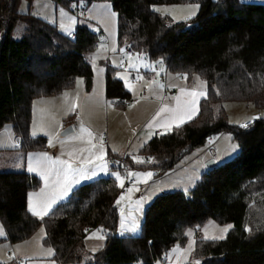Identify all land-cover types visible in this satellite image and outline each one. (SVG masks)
Returning a JSON list of instances; mask_svg holds the SVG:
<instances>
[{
    "label": "trees",
    "instance_id": "obj_1",
    "mask_svg": "<svg viewBox=\"0 0 264 264\" xmlns=\"http://www.w3.org/2000/svg\"><path fill=\"white\" fill-rule=\"evenodd\" d=\"M17 1L0 0V130L10 124L18 138L15 149L25 153L47 143V137L30 134L33 99L71 88L79 76L89 89L98 34L87 25H77L73 37H66L55 25L19 12ZM62 1L82 2L85 7L97 0ZM104 1L117 14L120 47L129 46L170 72L197 76L206 83L194 117L145 143L141 151L148 155L145 164L165 173L185 154L226 131L239 150L229 160L208 167L188 193L172 190L156 195L134 236L115 234L120 191L110 174L77 185L65 200L37 218L28 210L27 196L40 186V178L24 170L0 171V220L6 239L21 241L43 226L42 242L52 248L53 264H156L173 245L184 244L191 230L194 247L186 264H264V116L249 119L248 127L231 125L221 105L246 101L264 107L258 106L264 103V3ZM163 3H197L199 9L191 19L173 22L151 8ZM17 22L23 28L14 38ZM105 97L130 98L109 66ZM209 219L232 225L223 239L201 237L199 230ZM93 228H102L105 240L84 259L86 234ZM7 256L13 262L0 264L27 261L12 253Z\"/></svg>",
    "mask_w": 264,
    "mask_h": 264
},
{
    "label": "rangeland",
    "instance_id": "obj_2",
    "mask_svg": "<svg viewBox=\"0 0 264 264\" xmlns=\"http://www.w3.org/2000/svg\"><path fill=\"white\" fill-rule=\"evenodd\" d=\"M239 1L242 3H264V0ZM59 2L56 3L54 0H18L17 10L21 13H30L55 25L57 30L66 37H72V33L76 29L77 25H87L94 31L97 28L101 27L105 34L104 38L107 40L108 46H101L94 49V56L92 60L93 84L91 91L86 88L84 79L79 76L75 79V82L73 83L71 88H67L66 90L58 94V96L38 97L34 99L32 106V120L30 122V134L35 131L38 133V135L36 136L43 135L47 137V144L49 143V139L53 140L51 146L58 149L57 156H55L53 160L58 157L60 159H70V157L68 156V152L72 151L74 148L90 149V151H85L83 153L77 152L76 156L78 158L87 159L89 157H92L94 159L95 155H103V157H105L108 152L112 151L111 149H114L116 147L117 144L115 143H118V141L116 140H111V135L113 132L112 115L111 112H109L108 114L106 112V107L108 106L110 108H116V106L113 105V102H115V100H108L105 97V82L103 83V78L105 77L106 66L108 65L107 53L110 52L111 54H116V59H111L112 63L118 62V64L120 65L119 69L122 71H126L130 76L132 74L131 71L140 72L142 70L140 69V66L148 69L153 65V63L152 61H149L144 55L142 58V55L134 54L133 56L136 59L140 58V61L138 62L139 66L134 65L135 67H133L129 60L127 68H125L126 66L124 67V61L125 59H128L126 57H121V52H125V48H123L124 46L120 47L118 45L117 14L112 9L110 2L97 0L93 1L90 5L85 7L84 5H82V2L77 3L75 1H72L69 3H65L62 0H59ZM73 4H76V7L79 8L78 15H75L74 13L76 7H72ZM194 5L198 4L163 3L154 4L151 6V8L154 11L158 12L160 15L167 16L173 22H180L191 19L196 15L195 14L193 16L192 13L198 12L199 5L198 8L191 7ZM113 12L115 13V16H113ZM83 15H85L84 18ZM185 17H188V19H184ZM85 19L87 20V23H85ZM22 28V22L15 23L12 33L14 38L20 37ZM114 48L116 49L115 51H113ZM99 60H102V62H104L106 66L104 64L97 65L96 63ZM162 68V71H167L165 66ZM190 83L191 89L195 90V92L200 91L206 85L205 81L197 76L192 77ZM174 84L177 86H181L182 82L175 81ZM221 105L225 109L227 121L231 125H242V123L246 120H256L258 119L257 117L264 116V107L257 108L254 105L247 103L246 101H224ZM258 106L262 107L264 106V103L259 104ZM124 118L125 117L123 114L115 115L116 122L122 123ZM60 120L63 121L65 125L63 128L57 130L58 122ZM107 121H109L108 127ZM43 122L45 124H43ZM68 126H72L73 131L69 132L68 134L62 135V131ZM82 129H85L86 131L82 133ZM88 132H91L92 134V144L98 146L102 145V149L92 148L91 145L87 143ZM102 132H105L107 134L101 137L100 142H95L93 135H97L99 137L101 136ZM78 135H83L85 137V140L80 141L67 139V137L69 136ZM132 135H135V133L131 131L126 137L131 138ZM123 138L124 137L121 134L119 137L116 136V139L120 140V142H123ZM211 139L215 141V150L212 152V154H210L207 150L209 143L208 139L203 145L195 148L190 153L185 154L170 170L165 173H161V175H159L160 177L156 175L158 173L150 170L154 173V175L150 180H148L146 184L143 182L139 183V188L141 189V191L134 192L132 194L131 203L125 201L122 204V207L124 209L123 213H121V210L115 206L118 211V222L115 229V234L118 236L137 235L140 232L141 221L144 215L145 208H147V206L152 202L156 195L172 190H181L184 193H188L189 190L195 185L201 174L207 171L208 166L206 165V163L209 159H215L217 163L224 162L236 155L239 150L238 144L233 140L232 133L229 131L222 132L214 137H211ZM17 144V137L14 136L11 125L8 123L5 124L0 130V148L3 149L0 150V171L14 170L17 167L15 165L19 166V164L22 166L20 157L16 155L10 157L11 163L10 161L7 162L11 150H4L10 149L7 148L9 147V145L15 146ZM141 147H143V145ZM141 147L140 145H138L137 148L133 147V151L136 153ZM19 153L23 154L20 151ZM16 154H18V151ZM137 156L139 157V159L142 158L145 162V155L143 153L132 155V158L135 160ZM36 159L37 157L32 158L33 166H35ZM108 160L109 158L106 160L103 159V163L108 164L107 171L102 172L100 171V169H97L95 170L97 172V175L90 176L89 180L103 177L109 174L112 175L113 172L118 171L121 174V178L124 180V182H126L128 172H148V170L146 169L140 170L131 167H128L127 170L114 169L109 165L110 162L107 163ZM89 170H91V166H89ZM90 173L86 175H90ZM33 174L40 178L41 184L36 189L29 191L27 199L28 201H33L32 203L36 204L37 201L41 199V196L39 194L41 192V189H44L45 186L42 183L43 176L41 175V171L37 169V173ZM112 176L116 180L115 176ZM145 179L147 178L140 177V181H143ZM82 181L85 182V180ZM116 184L120 191L121 188L119 187V181L116 180ZM129 186H127V188ZM74 187H76V185ZM158 187L162 188L159 190ZM32 193H35L36 195H30ZM120 195L121 193L117 195L116 200ZM68 196L69 195L65 196L63 199L58 200L57 203L65 200ZM140 197L148 198L147 203L143 204L142 206V215L139 211H137V205L135 204V201ZM56 204H54L52 207H54ZM51 209H49L47 213ZM130 209L131 216L129 215ZM45 215L39 218H43ZM121 218L125 219L126 221V227L123 230H121L120 228ZM133 222L139 224V227L136 228L135 231L129 230ZM228 225L230 224H220L213 219H209L200 228L199 234L202 238L207 240H214L210 239L209 237H225L227 232L225 233L223 229H225ZM97 229H101L102 231L96 232ZM4 230V226L0 220V261L5 263H12L13 257L7 256L8 253H12L14 255H23L21 253L22 250L30 251V254L32 256H52V248L42 242L45 234L43 226H39L30 237L15 243L7 242V240L4 238ZM94 232L96 233L95 236L93 235ZM187 232L188 239L185 241V243L182 245H173L164 254L162 259H158L156 261V264H186L189 261L190 252L194 247L195 236L191 230H187ZM104 234L105 233L102 228H93L87 231V237L84 246L86 253L83 255L84 259L88 257L89 252H95L102 246L105 240ZM10 244L13 246L14 250L10 248ZM49 249L52 250L51 254L49 253ZM19 257L23 260L25 258H28L29 254L25 257L24 255ZM164 259H166V263H164Z\"/></svg>",
    "mask_w": 264,
    "mask_h": 264
},
{
    "label": "crops",
    "instance_id": "obj_3",
    "mask_svg": "<svg viewBox=\"0 0 264 264\" xmlns=\"http://www.w3.org/2000/svg\"><path fill=\"white\" fill-rule=\"evenodd\" d=\"M97 29L99 31L103 32V29L101 27H99ZM104 35L105 34L103 32L102 36L99 38L100 45L97 48H99L101 46H108L107 40L104 38L105 37ZM72 37H73V33H72ZM121 53H122L121 57H123V58L126 57L128 59V60L125 59V62H126V67L124 66L125 68H127L128 64H129V60H130V63L132 65L139 66L138 62L140 61V58L136 59L133 56L134 54H137V53H133L131 55H129L128 53H125L123 51ZM115 55L116 54H111L110 52L107 53V57H108V59H107L108 65L107 66L112 68L113 69V75L116 78L118 77V79L120 78V80L124 83V86H125L126 90L128 91L130 98L127 99L128 101H127L126 105H124L123 107H117V106H116V108H110L109 106L106 107L107 114L109 112H111V115H112L113 132L111 135V140H116V141H118V143H115L117 145L114 149H111L112 151L109 150L110 152H108L107 154L105 152L106 155L104 157V160L108 159L113 154L117 155V156H121L124 154L127 157L126 170L128 167H131V168H135V169H140V170L146 169V170L150 171V170H153V168H151L148 164H145V162L144 163L134 162L135 160H138L139 157L137 156L134 160L132 158V155H135L138 153L140 154L142 151L141 146L142 145L144 146L145 143L148 140H150L154 135L159 134V133H164V132L168 131L169 129L175 127L176 125H179L183 122H186V121L190 120L192 117H194L197 114L200 100L205 96L206 85L200 91L195 92V90L191 89L190 80L192 79V77L188 78V77L184 76L183 74L175 73V72H168V70L164 72V71H162L163 70L162 67H164V65L162 66V64H160L157 61L152 62L154 67L152 65L148 69H145V68L140 66V69H142V70L140 72L131 71L132 74L130 76L126 71H122L119 69L120 65L118 64V62L112 63L111 59L112 58L116 59ZM93 56H94V54H92L91 60H93ZM109 57H110V59H109ZM141 57L143 58V55ZM96 64L97 65H100V64L105 65V63L102 62V60H99ZM156 65L159 66L158 69L155 68ZM164 70H165V68H164ZM133 74H134V76H132ZM159 78H160V80H159ZM175 81H181L182 85L181 86L175 85L174 84ZM104 82H105V77L103 78V83ZM92 84H93V79H92ZM92 84H91L90 88L88 89L90 91L92 88ZM166 89H168V90L174 89V91L172 93L168 92L167 94H165ZM64 90H66V89H64ZM63 91H61V92H63ZM192 92L196 93L195 99H196L197 103L193 107V109L190 110V112H191L190 117L184 111L176 112V109L178 106L183 108L185 101L193 99V97L190 95ZM60 93H58V94H60ZM58 94L39 96V97H48V96L49 97H55V96H58ZM36 98H38V97H36ZM34 99H33V101H34ZM130 100H131V102H130ZM33 101H32V106H33ZM161 108H166V109H168V111L160 113V115L157 116V113L160 112ZM116 114H123L124 115L125 118L122 121V123L116 122V120H115ZM175 117H178V118H175ZM31 120H32V109H31ZM157 121H159V124L157 123ZM166 122L169 125V128H165V127L161 126V125H164ZM43 124H45V123L43 122ZM64 125H65V123L60 120L58 122L57 130L63 128ZM108 126H109V121H107V127ZM131 131L134 132L135 135H132L131 138L126 137ZM120 134L123 135V137H124L123 142H120V140L116 139V136L119 137ZM137 137H139V138H137ZM138 145H140L141 148H139L138 151L135 153L133 151V147L137 148ZM214 145H215V141H214ZM16 147H17L16 145L15 146L9 145V147H7V148H10V149H4V150H11V152L9 153V158H8L7 162L10 161V163H11L10 157H13L15 155L19 156L21 161H22V163H21L22 166L20 164H19V166L15 165L17 167L14 170L15 171L24 170V171L31 173V174L37 173V171L31 172L28 170V154L45 153L46 152L49 157L54 159L58 153V149L50 146L49 143L48 144L46 143L44 148L29 150L23 154H20L19 151L15 149ZM0 150H3V149L0 148ZM12 150H14V151H12ZM17 151H18V154H16ZM144 155H145V159H147L148 155L147 154H144ZM215 162L217 163L216 160H215ZM107 163H109V160ZM106 165H107V169H108V164H106ZM109 165L111 166V168L118 169V168L112 166L111 164H109ZM17 168H19V169H17ZM97 169H99V168H96L95 170H97ZM91 170H92V168H91ZM91 170H88V173H86V174H89ZM9 171H12V170H9ZM153 171L155 173H157L155 170H153ZM156 175L159 176L161 174H156ZM41 179H42V177H41ZM88 180L89 179H85V182ZM81 182H83V181H81ZM42 183L45 186L43 179H42ZM79 184H81V183H79ZM171 186H173V185H171ZM162 187H164V186H162ZM162 187H158V189L160 190ZM170 188H172V187H170ZM27 198H28V196H27ZM32 202L33 201H28V199H27V205L28 206H29V204H34ZM30 213L32 215H34V213H32V212H30ZM34 216L37 217L36 215H34ZM4 235H5L4 238L6 239L5 230H4ZM7 242L10 243L9 240H7ZM10 248H12L14 250V248L11 244H10ZM9 250H7V251H9ZM21 253L24 255V257L29 254V257L25 258V259H27V261L24 264H53V261L50 259L51 256H46V255L40 256V257L39 256H32L30 254V251H28V250H22ZM15 255H17V254H15ZM23 255H17V256H23Z\"/></svg>",
    "mask_w": 264,
    "mask_h": 264
},
{
    "label": "snow or ice",
    "instance_id": "obj_4",
    "mask_svg": "<svg viewBox=\"0 0 264 264\" xmlns=\"http://www.w3.org/2000/svg\"><path fill=\"white\" fill-rule=\"evenodd\" d=\"M76 4H73L72 7H76ZM191 7L198 8V5H194ZM196 13L193 12L192 15L194 16ZM113 16H115V13L113 12ZM184 19H188V17H185ZM85 23H87V20L85 19ZM98 30V29H97ZM116 49L114 48L113 51ZM133 67H135L133 65ZM193 99L185 101L183 108L177 107L176 112L184 111L187 115H191L190 110L193 109V107L196 105L197 101L195 99L196 93L192 92L190 94ZM168 109L161 108L160 112L157 113V116L160 115V113L166 112ZM178 118V117H175ZM258 118V117H257ZM183 122V121H182ZM159 124V121H157ZM162 127L169 128V125L167 122L164 125H161ZM179 127V125H176ZM245 127L247 125H244ZM170 130V129H169ZM82 133L85 132V129L81 130ZM32 136L35 137L38 135L37 132L33 131ZM91 132H88V139L87 143L91 145L92 148H101L102 145L98 146L95 144H92L91 140ZM69 140H80L84 141L85 137L83 135L78 136H69L67 137ZM53 143L52 139H49V145L51 146ZM18 146V144L16 145ZM90 151V149H76L74 148L72 151L68 152V156L70 159H60L59 157L55 160L51 159V157L48 156V154L45 153H32L28 154V170L31 172H36L37 169L41 171V175L43 176L44 182H45V188L41 189L40 196L41 199L37 201L36 204H29L28 210L37 217L43 216L47 214V211L52 208L54 204L57 203L58 200L63 199L65 196L69 195L72 188L79 184L82 180L89 179L90 176L97 175V172L95 171L96 168H99L100 171L106 172L107 171V165L103 163V155H95V158L89 157L87 159L78 158L76 156L77 152H85ZM37 157L35 160V166H33L32 158ZM136 163H143V159H138L135 161ZM89 166H91L92 171L90 175H86L89 170ZM112 175L115 176L116 180L119 181V187L121 189L125 188V182L121 178L120 172H113ZM154 175L153 172H128L127 178L129 181H131V186H129L126 189V193H123L119 196V198L115 201V206L121 210V213H123V207L122 204L125 201H128L131 203L132 201V194L134 192H139L141 189L139 188V183H147L148 180L152 178ZM140 177H146L147 179L140 181ZM50 189V191H49ZM30 195H36L35 193H32ZM148 198L147 197H140L135 201V204L137 205V211L140 212L142 215V206L143 204L147 203ZM38 209V210H37ZM129 215L131 216V209L129 210ZM134 220V218H133ZM126 227V221L125 219L121 218L120 220V228L121 230L125 229ZM139 227V224L136 222H133L130 226L131 231H135L136 228ZM232 225H228L223 231L226 233L229 229H231ZM101 229H97L96 232H101ZM93 235L95 236L96 233L94 232ZM210 239H223L224 237H209ZM52 250L49 249V253L51 254Z\"/></svg>",
    "mask_w": 264,
    "mask_h": 264
},
{
    "label": "built area",
    "instance_id": "obj_5",
    "mask_svg": "<svg viewBox=\"0 0 264 264\" xmlns=\"http://www.w3.org/2000/svg\"><path fill=\"white\" fill-rule=\"evenodd\" d=\"M56 3H58L59 2V0H54ZM60 3V2H59ZM77 12H78V9L76 8L75 9V15H78L77 14ZM85 17V15H83V18ZM82 18V19H83ZM96 33L98 34V40L95 42V48H97L99 45H100V42H99V38L102 36V34H103V32L102 31H99V30H96ZM123 48H125V52L126 53H128L129 55H131V54H133V50H132V48L131 47H129V46H125V47H123ZM124 66H126V62L124 61ZM158 67L159 66H157L156 65V69H158ZM132 76H134V74L132 75ZM174 91V89H172V90H168V89H166L165 90V94H167L168 92H173ZM127 99H119V98H117V99H115V102H113V105H126V103H127ZM252 122H251V120H246V121H244L243 123H242V126L243 127H245L244 125H247L246 127H248L250 124H251ZM106 133L105 132H103L102 134H101V136H97V135H93V138H94V140H95V142H100V139H101V137L103 136V135H105ZM208 152L210 153V154H212V152L215 150V145H214V141L210 138L209 139V143H208ZM127 157H126V155H121V156H110L109 157V162H110V164L112 165V166H114V167H116V168H120V169H124V170H126V166H127ZM131 181H129L128 180V178H126V182H125V188L124 189H121L120 190V193L121 194H123V193H126V189H127V186H129V185H131ZM9 254V253H8Z\"/></svg>",
    "mask_w": 264,
    "mask_h": 264
},
{
    "label": "water",
    "instance_id": "obj_6",
    "mask_svg": "<svg viewBox=\"0 0 264 264\" xmlns=\"http://www.w3.org/2000/svg\"><path fill=\"white\" fill-rule=\"evenodd\" d=\"M71 131H73V127H72V126H68V127H66V128L62 131V135H64V134H68V133L71 132ZM17 140H18V138H17ZM206 165H207L208 167H213V166L216 165V162H215L214 159H210V160L207 161Z\"/></svg>",
    "mask_w": 264,
    "mask_h": 264
}]
</instances>
